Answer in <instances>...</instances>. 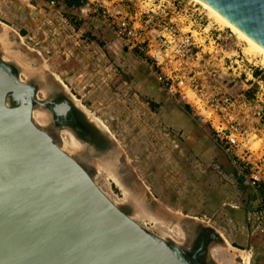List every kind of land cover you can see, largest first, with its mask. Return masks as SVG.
<instances>
[{"label":"rangeland","instance_id":"1","mask_svg":"<svg viewBox=\"0 0 264 264\" xmlns=\"http://www.w3.org/2000/svg\"><path fill=\"white\" fill-rule=\"evenodd\" d=\"M87 1H104L111 13L123 11L112 0ZM203 12L209 23L199 31L200 40L207 35L203 45L212 51L217 80L232 97L248 100L245 122L257 130L248 140L252 154L241 155L247 167L231 164V154L215 140L210 111L197 110L192 95L171 98L91 10L81 14L61 0H0V57L37 86L38 102L57 94L72 97L81 121L101 120L107 130L97 125L95 142L67 124L58 142L86 158L97 186L144 229L194 250L197 235L209 228L216 233L208 242L217 264H264V236L256 228L258 201H264V65L216 16ZM34 110V121L50 133L62 127L55 128L52 113L38 103ZM253 174L260 177L255 186Z\"/></svg>","mask_w":264,"mask_h":264},{"label":"water","instance_id":"2","mask_svg":"<svg viewBox=\"0 0 264 264\" xmlns=\"http://www.w3.org/2000/svg\"><path fill=\"white\" fill-rule=\"evenodd\" d=\"M200 1L264 52V0ZM37 92L0 57V264H217L212 229L210 240L190 250L148 232L112 202L86 158L58 142L68 112L78 108L72 97L38 102ZM36 103L62 127L50 133L39 126Z\"/></svg>","mask_w":264,"mask_h":264},{"label":"built area","instance_id":"3","mask_svg":"<svg viewBox=\"0 0 264 264\" xmlns=\"http://www.w3.org/2000/svg\"><path fill=\"white\" fill-rule=\"evenodd\" d=\"M111 2L121 4L123 11L111 13L104 1L103 4L92 1L82 7L80 13L87 14L91 10L123 51L134 59L135 64L148 69L171 97L177 95L188 99L192 95L191 101L197 110L203 112L206 108V112L210 111L208 119L215 140L231 154L234 165L244 163L247 167L250 162L244 161L241 155L252 154L248 140L257 136V130L245 122L250 117L243 109L248 106V100L232 97L229 88L217 80L212 51L203 45L208 40L207 35L200 40L199 31L209 23L203 12L205 8L193 0ZM197 113L201 117L204 115ZM255 121L258 123L257 119ZM238 149L241 150L239 153ZM256 172H260L259 169ZM259 181L258 174L251 176V185L255 186ZM256 219V228L264 236L262 200L258 201Z\"/></svg>","mask_w":264,"mask_h":264},{"label":"flooded vegetation","instance_id":"4","mask_svg":"<svg viewBox=\"0 0 264 264\" xmlns=\"http://www.w3.org/2000/svg\"><path fill=\"white\" fill-rule=\"evenodd\" d=\"M41 101H43V98L40 99ZM49 102L52 103H60L61 101L64 100V98H62L61 94H57L56 96H54L53 98H47L46 99ZM75 106L71 108V110L68 112V120L63 122L62 125H69L70 128H72V130L75 133V135H80L82 136L81 138L85 139L89 144L91 142H95L96 137L98 134H100V132L94 128L92 125H89L88 122L86 124V121H81L78 116L77 113L75 112ZM46 110L51 114L49 107L47 106ZM79 113V112H78ZM54 114H52V118H50L51 122L56 125L55 128L60 125L58 122L54 121ZM88 125V126H87ZM73 127H75L76 129H74ZM197 237H199L198 239L200 240L201 238L207 239L209 238L207 233H203L200 234L199 236L197 235Z\"/></svg>","mask_w":264,"mask_h":264},{"label":"bare ground","instance_id":"5","mask_svg":"<svg viewBox=\"0 0 264 264\" xmlns=\"http://www.w3.org/2000/svg\"><path fill=\"white\" fill-rule=\"evenodd\" d=\"M199 4H201V6H203L205 8V10H209L214 16H216V18H218V20H220L225 26L226 28H228L231 33H233L234 35H236L237 39L241 40L242 42H244V44L247 46V50L246 52L248 53H251V52H255L257 54H259L260 58H261V62L262 64L264 65V52L258 48L253 42H251L246 36H244L242 33H240L237 29H235L229 22H227L221 15H219L215 10H213L210 6L206 5L205 3L201 2L200 0H193ZM80 107V106H79ZM81 108V107H80ZM82 110V108H81ZM35 111V110H34ZM34 111L32 112V115L34 113ZM42 112V111H41ZM84 112V111H83ZM43 113V112H42ZM85 113V112H84ZM44 114V113H43ZM87 114V113H86ZM44 116L46 117V120L48 121L47 119V116L44 114ZM91 121H93L96 125L100 126L101 129H106V126L103 125L101 123V120L100 119H97L95 117H91L90 118ZM34 120V119H33ZM47 124V123H46ZM40 126V125H39ZM68 133L69 135H71L69 132H66ZM61 135H62V132H61ZM72 136V135H71ZM73 138V136H72ZM75 140V139H74ZM80 144V143H79ZM62 148H63V145H61ZM64 149V148H63ZM66 151V150H65ZM67 152V151H66Z\"/></svg>","mask_w":264,"mask_h":264},{"label":"trees","instance_id":"6","mask_svg":"<svg viewBox=\"0 0 264 264\" xmlns=\"http://www.w3.org/2000/svg\"><path fill=\"white\" fill-rule=\"evenodd\" d=\"M63 5H65L68 8H75V9H81L82 7L86 6L87 3H89L87 0H61ZM257 72H253V75L256 76ZM263 82L264 80L261 79ZM253 91H249L247 93L248 97L252 96ZM188 107V106H187Z\"/></svg>","mask_w":264,"mask_h":264},{"label":"crops","instance_id":"7","mask_svg":"<svg viewBox=\"0 0 264 264\" xmlns=\"http://www.w3.org/2000/svg\"><path fill=\"white\" fill-rule=\"evenodd\" d=\"M3 35H4L3 33H0V37H2ZM171 98H173V97H171ZM173 99H174V98H173ZM231 164H232V162H231ZM233 167H234V166H233ZM235 169H236V168H235ZM254 227H255V226H254ZM248 235H249V234H248ZM248 235H247V236H248ZM246 238H247V237H246ZM247 241H248V240L245 239L242 243H244V242L247 243ZM229 247H230V246H229ZM231 247H232V246H231ZM233 249H234V248H233ZM233 249H232V250H233ZM237 250H238V249H237ZM234 251H235V249H234ZM238 251H241V250H238ZM211 252H212V250H211ZM211 255H212V254H211ZM249 255H250V254H249ZM241 257H242V256H241ZM246 257H247V255H246ZM241 260H244V259L241 258ZM243 262H244V261H243ZM247 264H249V263L247 262ZM250 264H251V262H250Z\"/></svg>","mask_w":264,"mask_h":264}]
</instances>
